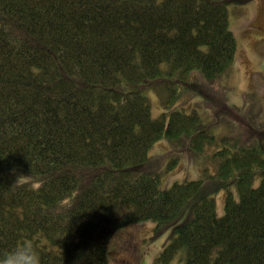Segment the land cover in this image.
<instances>
[{"label": "trees", "instance_id": "trees-1", "mask_svg": "<svg viewBox=\"0 0 264 264\" xmlns=\"http://www.w3.org/2000/svg\"><path fill=\"white\" fill-rule=\"evenodd\" d=\"M247 1L0 0V260L110 264L146 223L156 264H264V138L217 143L185 99L234 65ZM185 154L216 172L164 186Z\"/></svg>", "mask_w": 264, "mask_h": 264}, {"label": "rangeland", "instance_id": "rangeland-1", "mask_svg": "<svg viewBox=\"0 0 264 264\" xmlns=\"http://www.w3.org/2000/svg\"><path fill=\"white\" fill-rule=\"evenodd\" d=\"M234 8L231 30L239 43L234 65L224 76L210 81V84L201 83L195 92L194 89L189 91L185 98L187 105L192 102L201 107L200 112L217 135V143L224 138L219 133L225 137H238L241 142L264 138V0H249ZM148 95L151 98L149 93ZM151 101L153 115H157L160 106L155 107L158 106L155 98H151ZM157 151L155 147L148 154L152 156L151 153ZM185 156L188 154L183 155L175 168L164 176V186L177 180L197 179L201 175L210 176L216 172V159L212 161L210 158L212 164L206 166L207 162L201 161L205 155L190 159ZM259 180L260 174L255 178V185ZM225 193V190H220L213 194L218 214H222ZM169 228L170 225H167L154 234L151 226L146 223L121 228L111 238L110 243L123 232L133 229L130 232L132 235L126 237L131 242L120 237V240H125L123 244L127 247L120 248V240L108 245L110 264H156L159 252L171 236ZM175 259L176 264H181L178 256Z\"/></svg>", "mask_w": 264, "mask_h": 264}, {"label": "clouds", "instance_id": "clouds-1", "mask_svg": "<svg viewBox=\"0 0 264 264\" xmlns=\"http://www.w3.org/2000/svg\"><path fill=\"white\" fill-rule=\"evenodd\" d=\"M15 255V250L11 253L6 254L3 260H0V264H14L13 256ZM31 256L32 259L30 264H41V259L39 253L36 252L34 249H31Z\"/></svg>", "mask_w": 264, "mask_h": 264}]
</instances>
